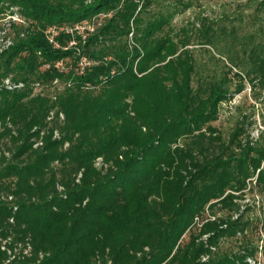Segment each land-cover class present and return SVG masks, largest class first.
Wrapping results in <instances>:
<instances>
[{
	"label": "trees",
	"instance_id": "trees-1",
	"mask_svg": "<svg viewBox=\"0 0 264 264\" xmlns=\"http://www.w3.org/2000/svg\"><path fill=\"white\" fill-rule=\"evenodd\" d=\"M155 1L0 0V264H263L264 21L209 74L173 22L190 3Z\"/></svg>",
	"mask_w": 264,
	"mask_h": 264
},
{
	"label": "rangeland",
	"instance_id": "rangeland-1",
	"mask_svg": "<svg viewBox=\"0 0 264 264\" xmlns=\"http://www.w3.org/2000/svg\"><path fill=\"white\" fill-rule=\"evenodd\" d=\"M170 1L175 0H156L151 7L152 12L164 11L163 7L168 5ZM190 3L187 8H182L174 15L173 22L176 27L189 28L194 30L192 36L197 40L190 46L195 51L200 63L206 65L209 74H215L216 70L227 71L230 62L226 57L221 56L217 49L226 54L227 47L232 43L231 34H236L238 41L241 42L238 49H245L243 45H252L261 42L260 27L263 23L264 14L258 10L256 0H186ZM214 26L216 31L223 32L227 37V42L219 45H203L199 43L203 38L204 25ZM177 29V30H178ZM216 47V48H214ZM237 71V69H234ZM231 76L233 74H230ZM232 91L236 95L232 100L223 105L221 117L216 123L226 133L233 127L238 109L241 105L242 110L252 109L253 100L251 98V87L247 84L246 90L238 93L235 92V85ZM258 107V106H256ZM259 116V115H258ZM257 116V118H258ZM261 118V117H260ZM264 264V261H263Z\"/></svg>",
	"mask_w": 264,
	"mask_h": 264
},
{
	"label": "built area",
	"instance_id": "built-area-1",
	"mask_svg": "<svg viewBox=\"0 0 264 264\" xmlns=\"http://www.w3.org/2000/svg\"><path fill=\"white\" fill-rule=\"evenodd\" d=\"M104 16L106 15L102 14V15L95 16L92 19H87L75 26L67 25L65 27L64 26L52 27L49 30L50 40L54 42L55 45L59 46L58 43L55 42L54 39L56 35L59 34L60 31L66 30L67 32H71L73 36L74 34L77 33L85 41L87 36L90 33H93L94 31H96V29L101 25V22ZM70 46L78 47V38L74 36L72 41L70 42ZM94 63H96L94 59L90 58L88 55L81 54L80 62H79L81 71H84L86 68L91 67ZM10 81H11L10 79H7L6 84L12 87V84ZM55 81H58V80H55ZM28 249H26V252H28Z\"/></svg>",
	"mask_w": 264,
	"mask_h": 264
}]
</instances>
